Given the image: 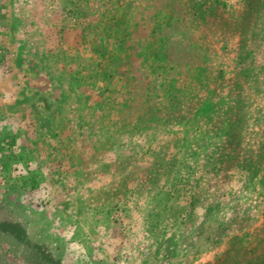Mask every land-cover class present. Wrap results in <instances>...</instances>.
Listing matches in <instances>:
<instances>
[{
    "label": "rangeland",
    "instance_id": "obj_1",
    "mask_svg": "<svg viewBox=\"0 0 264 264\" xmlns=\"http://www.w3.org/2000/svg\"><path fill=\"white\" fill-rule=\"evenodd\" d=\"M7 3L0 264H264V0Z\"/></svg>",
    "mask_w": 264,
    "mask_h": 264
},
{
    "label": "trees",
    "instance_id": "obj_2",
    "mask_svg": "<svg viewBox=\"0 0 264 264\" xmlns=\"http://www.w3.org/2000/svg\"><path fill=\"white\" fill-rule=\"evenodd\" d=\"M3 206H4L3 204H0V209L3 208ZM5 209H7V208H5ZM9 211H12V210L7 209L8 213H9ZM29 223H30V219H27L26 217H21V218L18 217L16 220L12 219V221H0V233L11 236L12 238H17V239L21 240L23 243H25L26 245H29V246H27V249L30 250L31 255L34 258H36V259L38 258L41 261L44 259L45 254L39 249H40L41 245L45 246L44 248L49 249V246L46 245L47 237L49 235H48V232L46 231L45 226H43V234L40 235L37 239L36 235L32 236L30 234ZM8 225H11L16 232H12V230H7V229L1 228L4 226L7 227ZM56 250L58 252H56ZM56 250L55 249L50 250L51 253L48 252L47 255H50V256L53 255V258L60 260L59 258H61V254H63V252H64L63 256H65V255L67 256V254L69 253L68 248L63 247L62 245L56 246ZM68 256H71V255H68ZM40 264H41V262H40Z\"/></svg>",
    "mask_w": 264,
    "mask_h": 264
},
{
    "label": "crops",
    "instance_id": "obj_3",
    "mask_svg": "<svg viewBox=\"0 0 264 264\" xmlns=\"http://www.w3.org/2000/svg\"><path fill=\"white\" fill-rule=\"evenodd\" d=\"M14 7L12 8V6L10 7V4L9 3H7V6H6V9L4 8V7H2L1 5H0V23H1V27H0V40H1V38L2 39H6L7 40V47L9 48V50H15V48H16V45L17 44H15V43H11L10 41V34H11V38H16V37H18V35H17V31H14V33L12 32V30L10 29V27H9V25H10V23H12V24H14V25H17V23H15V21H17V14H16V12H14ZM10 11V12H9ZM13 12V13H12ZM17 27H19V28H21L20 29V31L22 30V27H20V26H17ZM11 30V31H10ZM10 31V32H9ZM43 32V30L42 29H38L37 31H32V30H30V29H28L27 30V33H28V35H30L31 36V38H35V39H37L38 37H39V32ZM18 32H19V30H18ZM22 32V31H21ZM10 33V34H9ZM33 36V37H32ZM41 37H43V35L41 36ZM33 38V39H34ZM6 40H5V42H6ZM8 40H10V41H8ZM14 42V41H13ZM24 45V44H23ZM28 51V50H27ZM24 69H26L27 68V63H26V60H24V61H20V63H19ZM0 78H2V77H0ZM8 81V80H7ZM7 81H4V79H0V91H1V94H5L6 92L4 91L5 90V88H6V83H8ZM5 87V88H4ZM16 88V87H15ZM13 92H14V90H12ZM15 93H16V91H15ZM0 94V95H1ZM15 98H17V100H19L18 99V96H16L15 95ZM21 101V100H20ZM4 118L5 117H7V118H9V116H7V115H4L3 116ZM110 242H111V240H108V241H106V244L107 245H109L110 244ZM112 243V242H111ZM110 246H111V244H110ZM90 264H95L94 263V261H92V262H89Z\"/></svg>",
    "mask_w": 264,
    "mask_h": 264
}]
</instances>
